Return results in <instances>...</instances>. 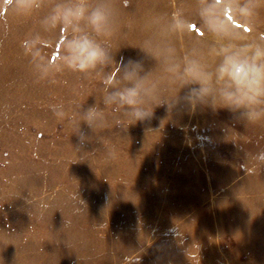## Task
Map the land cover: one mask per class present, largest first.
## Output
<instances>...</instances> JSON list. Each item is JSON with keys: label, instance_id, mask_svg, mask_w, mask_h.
<instances>
[{"label": "rangeland", "instance_id": "rangeland-1", "mask_svg": "<svg viewBox=\"0 0 264 264\" xmlns=\"http://www.w3.org/2000/svg\"><path fill=\"white\" fill-rule=\"evenodd\" d=\"M53 2L20 15L0 0V264H264V164L255 159L264 152V122L162 104L151 120L128 126L109 106L106 128L94 133L81 124L90 139L78 152L68 117L99 103L104 73L115 79L118 65L88 76L58 68L39 79L22 43L35 32L60 35L40 24ZM112 4L116 63L143 59L146 70L156 61L139 47L158 32L154 21L177 7L196 20L197 0ZM239 27L264 39V0L255 27ZM198 42L212 43L198 24L173 37L181 54ZM44 52L57 62L58 42ZM61 103L63 119L51 110ZM76 192L86 204L80 210L70 198ZM41 201L50 204L43 218Z\"/></svg>", "mask_w": 264, "mask_h": 264}, {"label": "clouds", "instance_id": "clouds-1", "mask_svg": "<svg viewBox=\"0 0 264 264\" xmlns=\"http://www.w3.org/2000/svg\"><path fill=\"white\" fill-rule=\"evenodd\" d=\"M123 3L127 7L130 0ZM261 4L262 0H197L195 21L182 7H177L163 22L156 19L158 32L139 47L156 61L155 68L150 70L145 69L143 59L128 58L116 63L108 42L116 30L112 0H54L40 24L44 33L59 29L60 35L53 40L35 32L22 46L39 79L51 77L58 68L88 76L118 65L115 79L104 73L99 103L86 109L79 105L78 112L71 117L62 103L51 106L56 117H68L79 139L75 148L78 152L90 139L81 124L94 133L106 128L108 118L104 109L109 106L120 113L121 121H127L128 126L151 120L154 108L162 104L170 112L181 106L189 111L205 107L213 112L224 109L246 125L257 124L264 122V39L250 38L239 25L254 28ZM8 7L15 14L30 15L44 7V0H9ZM194 24L212 38V43L198 42L181 54L173 37L190 34ZM57 42L60 53L57 62H53L44 48L54 47ZM170 89L178 90L175 95H165ZM182 89L187 91L180 96ZM230 131L225 129L227 135ZM99 139L103 143L102 137ZM107 155L115 159V149L108 150ZM255 159L264 164V152ZM70 198L78 201L77 210L86 205L78 192ZM27 203L34 211L33 204L28 200ZM35 208L43 218L50 204L41 201ZM70 223L64 220L63 226Z\"/></svg>", "mask_w": 264, "mask_h": 264}]
</instances>
